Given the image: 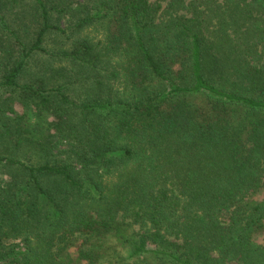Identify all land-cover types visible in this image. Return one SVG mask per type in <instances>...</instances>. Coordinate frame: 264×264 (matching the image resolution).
<instances>
[{"label": "trees", "instance_id": "16d2710c", "mask_svg": "<svg viewBox=\"0 0 264 264\" xmlns=\"http://www.w3.org/2000/svg\"><path fill=\"white\" fill-rule=\"evenodd\" d=\"M0 139V264H264V0H0Z\"/></svg>", "mask_w": 264, "mask_h": 264}, {"label": "rangeland", "instance_id": "374dc122", "mask_svg": "<svg viewBox=\"0 0 264 264\" xmlns=\"http://www.w3.org/2000/svg\"><path fill=\"white\" fill-rule=\"evenodd\" d=\"M3 97H4V94H2V98ZM0 144H1L0 150H1V148H5V147L8 148V144L2 143L1 139H0ZM14 155L16 157L23 158V159H25L28 162L33 163V164H37V163L44 160V158L40 154H38V152L33 151V150H26L25 146H23L19 150L15 151ZM4 171H5L4 167L0 166V178H2V179L7 178V175L4 173ZM258 193L261 196V198H264V186L262 187V189H260V191ZM260 239H261V237H260Z\"/></svg>", "mask_w": 264, "mask_h": 264}]
</instances>
